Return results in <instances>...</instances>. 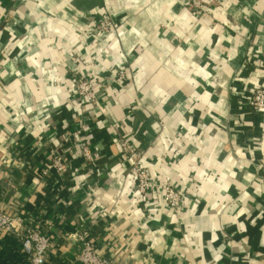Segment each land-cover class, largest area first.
Instances as JSON below:
<instances>
[{
  "label": "crops",
  "instance_id": "0c3cea01",
  "mask_svg": "<svg viewBox=\"0 0 264 264\" xmlns=\"http://www.w3.org/2000/svg\"><path fill=\"white\" fill-rule=\"evenodd\" d=\"M182 2L0 0V208L31 215L71 264L76 234L110 264H264V112L249 99L264 87V0L201 20ZM106 6L128 24L98 44L86 30ZM81 70L97 106L71 91ZM80 126L94 166L67 139ZM126 137L182 192L178 212L134 195Z\"/></svg>",
  "mask_w": 264,
  "mask_h": 264
},
{
  "label": "built area",
  "instance_id": "2783aa9c",
  "mask_svg": "<svg viewBox=\"0 0 264 264\" xmlns=\"http://www.w3.org/2000/svg\"><path fill=\"white\" fill-rule=\"evenodd\" d=\"M184 1L185 4L190 6L191 10H193L192 13L197 20L203 19L206 15V11L210 7L215 8L214 10L217 12L226 13L221 0ZM121 32L122 31H117V34H120ZM88 33L95 36L98 44L113 39V34L105 35L100 31H88ZM118 73L121 78H124L125 72L123 69L119 70ZM72 79L74 82H81L78 79H74V77ZM77 88L80 97L83 96L87 100L92 101L93 104H98V102H96L98 94L88 86L87 81ZM249 99L256 110L264 112V87L254 90L250 94ZM82 132L83 127L80 126L78 130L68 134L67 139L70 141L73 140L77 154H79L87 163L94 166L95 158L93 151L84 140ZM155 144L157 143L155 142ZM135 150L136 148L129 141L124 139L121 140V155L125 161L131 164L130 175L135 180L134 195L144 198L150 193H159L161 195L160 204H164L167 208L178 212L182 206L181 191L167 181H164L161 184L155 181L153 177H151L150 171L143 161L134 158L133 153ZM53 167H55L59 173L65 171L62 155L58 152L54 157ZM6 237L15 239L21 244L22 252L28 257L29 261H31V264H45L49 260V254H54L51 248L52 237L48 236L42 227L36 224L31 215L8 212L0 208V239ZM76 239L78 243H80L77 259L75 260L77 264H110L108 258L100 256L93 243L87 240L82 234H76Z\"/></svg>",
  "mask_w": 264,
  "mask_h": 264
},
{
  "label": "rangeland",
  "instance_id": "374dc122",
  "mask_svg": "<svg viewBox=\"0 0 264 264\" xmlns=\"http://www.w3.org/2000/svg\"><path fill=\"white\" fill-rule=\"evenodd\" d=\"M182 4H181V8H186L189 10L190 13H192L193 10H191L190 6H187V4H185V1L182 0ZM190 8V9H189ZM193 14V13H192ZM102 15V16H101ZM127 22L124 21V20H121V19H118V17H116V14L109 8V7H103L101 10H100V13L95 21V24L93 27H90L88 30H86V34L88 33V31H100L102 34H105V35H109V34H113V39H110L111 42H114V40L118 39L117 36V31H125V29L127 28ZM118 27V28H117ZM165 26L163 28V30H165ZM116 31V32H115ZM124 72H126V70L123 68ZM120 69V70H121ZM74 79H78L80 80L81 82H74L73 81V84L71 85V91L76 95V96H79V98L81 99L82 102H84V105L91 108V107H94L95 104L92 103V101H89L87 100L86 98H84L83 96L80 97V95L78 94L79 91H78V88L77 87H80L81 85H83V83H85V81H87V84L88 86H90L92 88L93 91H96V82H97V77L95 76V74L93 73H89V72H84V71H80L79 73H75L74 75ZM73 78V77H72ZM126 78V77H125ZM113 79L115 81H119L117 82L116 84H120V81L124 83V78H121L118 71H115L114 72V76H113ZM73 80V79H72ZM123 83H121L123 85ZM98 84V83H97ZM101 86H102V89L103 90H109L113 87V85L110 86V84H107L106 81H103L100 83ZM115 85V84H114ZM85 87V86H84ZM97 93V91H96ZM98 94V93H97ZM96 102H98V99H96ZM98 104H96L97 106ZM143 108L145 109H150L148 104H143L141 105ZM135 137H132L131 139L134 140L132 141L130 139V137H126L124 138V140H127L129 141L135 148L136 150L134 151V158L137 160L139 159L140 160V157L142 156V150L139 146H137L135 144ZM158 143V141H154L152 146L151 147H154L157 145L155 144ZM155 180V179H154ZM167 181L168 183H171L170 181L168 180H165ZM122 182L124 183L125 182V179L123 180L122 179ZM173 184V183H172ZM174 185V184H173ZM182 193V192H181ZM183 195H182V206H183ZM181 206V207H182ZM170 209V208H169Z\"/></svg>",
  "mask_w": 264,
  "mask_h": 264
},
{
  "label": "trees",
  "instance_id": "16d2710c",
  "mask_svg": "<svg viewBox=\"0 0 264 264\" xmlns=\"http://www.w3.org/2000/svg\"><path fill=\"white\" fill-rule=\"evenodd\" d=\"M143 139V144L147 141ZM0 264H31L28 257L22 252L21 244L10 237L0 239ZM45 264H71V262L61 254H49V260Z\"/></svg>",
  "mask_w": 264,
  "mask_h": 264
}]
</instances>
